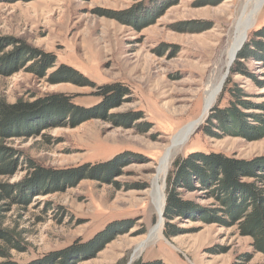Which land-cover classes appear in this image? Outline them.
<instances>
[{
	"label": "rangeland",
	"instance_id": "obj_1",
	"mask_svg": "<svg viewBox=\"0 0 264 264\" xmlns=\"http://www.w3.org/2000/svg\"><path fill=\"white\" fill-rule=\"evenodd\" d=\"M247 2L0 0V40L6 43L0 60L18 57L23 47L53 54L57 60L42 75L35 73L39 61L24 58L15 74L0 71L1 101L8 105L48 101L46 106H50L55 97L66 96L85 111L102 105L96 88L64 77L60 74L63 67L76 70L96 86L118 83L128 90L100 118L79 117L74 122L73 115L65 116L36 136L19 134L0 141V146L24 156L21 168L0 176V185L37 180L25 167L26 160L60 175L84 165L118 160L116 173L102 181L86 178L66 184L62 191H32L26 204L2 202L0 228L20 240L22 250H10L9 257H0V264H39L54 254L73 255L113 226L114 240L102 251L75 253L66 264H234L241 263L244 254L252 256L248 264H264V255L253 250V239L242 236L237 225L228 228L205 221L203 212L219 206L197 185L179 191L181 200L193 210L172 222L180 235L165 236L163 213L162 236L149 240L158 222L152 191L161 159L175 135L201 116L205 90L225 71L226 49ZM263 29L264 8L237 57L247 44L251 53L253 43L264 47V39L256 36ZM237 57L216 103L177 150L164 183H160L164 184L165 204L172 166L190 154L216 153L245 163L264 161V137L251 140L224 135L215 128L217 135L212 137L204 131L217 105L221 109L230 106L232 96L226 89H239L246 95L252 108L239 111L247 115L251 126L258 123H252L249 116L264 117V63L251 56L241 60L232 73ZM138 114L142 119L131 120ZM254 182L243 179L240 185ZM5 248L0 241V251Z\"/></svg>",
	"mask_w": 264,
	"mask_h": 264
},
{
	"label": "trees",
	"instance_id": "obj_2",
	"mask_svg": "<svg viewBox=\"0 0 264 264\" xmlns=\"http://www.w3.org/2000/svg\"><path fill=\"white\" fill-rule=\"evenodd\" d=\"M33 1V0H28ZM264 39V29L256 35ZM6 46L5 41L0 40V53ZM251 45L247 44L237 57L236 66L232 73L239 68L241 60H248L251 56L264 63V47L262 43H253V52H249ZM23 49V50H21ZM20 49L18 57L6 62L7 59L0 60V71L7 75H13L20 69V59H31L30 61H39L37 64V75H42L45 71L51 69L56 64V57L53 54H46L30 48ZM260 54V55H259ZM5 61V62H4ZM4 62V63H3ZM4 69V70H3ZM239 71V70H238ZM64 77L72 78L83 87L96 88L98 97L103 99L102 105L89 111L75 106L70 97L59 96L51 100L50 106H46L48 101H40L33 105H8L0 100V141H6L9 138L19 134H25L29 137L38 135L51 125L59 123L65 116H72L74 122L80 119H93L102 117L111 107L125 95L128 90L122 84H110L96 86L90 82L81 73L70 67H63ZM232 96L230 106L221 109L218 105L213 110L207 120V126L204 131L207 135L215 137L213 128L221 131L224 135H236L251 140H258L264 137V117L260 115H251L254 126L246 121L245 114L239 110H251V104L247 102L246 95L239 89L229 91ZM38 111V112H37ZM37 112V113H34ZM34 113L33 115H30ZM35 117V120H33ZM136 118H130L137 121L142 119L138 114ZM216 121V122H214ZM20 153L11 151L0 146V176L12 174L16 169L23 166L20 162L24 156ZM118 160H114L107 165L90 166L84 165L77 170H73L64 175L45 170L36 165L31 160H26L25 167L34 174L35 180L31 184L23 185H0V204L10 200L13 204H26L32 198V191H41L50 189L62 191L66 184L77 183L86 178H97L101 181L103 177H109L116 173ZM107 179V178H106ZM243 179H253L255 182L241 186ZM264 185V161L238 162L233 158L226 157L216 153H197L174 162L171 172L167 179V199L165 204L164 218L165 236L168 239L180 235L178 230L172 226V222L177 218H183L186 214L193 213L189 203H185L179 197L180 190H191L195 185L199 186L207 196L213 198L218 203V209L215 211H204L203 218L208 223H216L220 227L238 226L239 233L242 236L253 239L252 247L255 253L264 255V188H258L257 185ZM40 189V190H37ZM0 211L2 209L0 208ZM211 219V220H210ZM114 227V226H113ZM113 227H108L107 231L97 235L86 246L80 247L75 253L81 255H95L102 251L105 246L114 240L111 236ZM0 241H3L6 248L0 251V257H9L8 252L12 249L21 251L20 240L8 231L0 228ZM75 253L73 255H75ZM66 253L51 255L50 258L39 264H66L73 255L66 256ZM60 259L61 263L56 260ZM252 259L250 254L242 255L239 260L243 264H248ZM235 262L234 264H241ZM6 264H17L13 261ZM136 264H162L160 261Z\"/></svg>",
	"mask_w": 264,
	"mask_h": 264
},
{
	"label": "bare ground",
	"instance_id": "obj_3",
	"mask_svg": "<svg viewBox=\"0 0 264 264\" xmlns=\"http://www.w3.org/2000/svg\"><path fill=\"white\" fill-rule=\"evenodd\" d=\"M247 2V0H246ZM264 8V0H248L240 17L235 23L234 35L232 41L226 49V61L224 64V73L216 76L212 81H210L207 89L205 90L204 97V108L201 116L191 123L184 126L174 137L172 145L166 149L164 157L161 159L160 166L158 168V174L154 181L153 188V203L157 211L158 222L151 230L149 240L154 238H160L162 236V230L164 225L163 213L165 209V189L164 184L160 183L165 181V176L169 170L171 161L177 150L184 145L192 134L202 125L205 118L207 117L211 107L216 103L219 95L221 94L228 69L233 65L237 53L243 47L246 42L249 32L257 24V18L262 9ZM164 183V182H163Z\"/></svg>",
	"mask_w": 264,
	"mask_h": 264
}]
</instances>
